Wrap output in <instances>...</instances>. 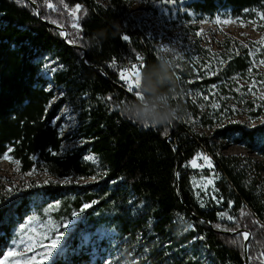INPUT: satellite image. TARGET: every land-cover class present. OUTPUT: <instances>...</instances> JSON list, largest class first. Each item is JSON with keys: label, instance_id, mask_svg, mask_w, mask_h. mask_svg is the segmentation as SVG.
<instances>
[{"label": "trees", "instance_id": "trees-1", "mask_svg": "<svg viewBox=\"0 0 264 264\" xmlns=\"http://www.w3.org/2000/svg\"><path fill=\"white\" fill-rule=\"evenodd\" d=\"M146 1L156 17L163 2L186 42L197 29L193 52L169 57L172 71L157 63L160 37L133 16L134 0H0V161L43 177H11L0 190V257L34 209L60 202L61 213L78 217L46 264H247L246 254L262 264L261 163L221 149L243 144L264 167V0ZM223 11L255 24L258 37L198 38L201 23ZM138 55L151 92L119 79L115 65ZM46 60L54 68L43 74ZM170 103L182 110L171 124L145 127L124 115L129 105ZM66 104L82 143L64 148L69 138L53 120ZM200 150L215 164L208 195L196 194L189 167ZM91 177L98 180L79 183Z\"/></svg>", "mask_w": 264, "mask_h": 264}, {"label": "rangeland", "instance_id": "rangeland-1", "mask_svg": "<svg viewBox=\"0 0 264 264\" xmlns=\"http://www.w3.org/2000/svg\"><path fill=\"white\" fill-rule=\"evenodd\" d=\"M97 1L100 3L105 2V0ZM134 2L135 7L133 10V16L141 21L143 27L148 28L151 33H157L160 37L158 45L160 55L166 54L168 57L173 56L177 59L181 58L186 53L189 54L193 52L192 44L195 40V31L197 29H191V38L188 42H186L185 39L187 31H183L180 26L173 27L171 24L173 22V18L168 16L167 12L164 11L163 2L155 3L161 8L158 17L152 15L145 9V5L147 4L146 0H134ZM225 20L231 22L224 23ZM201 25L202 26L200 30H198L197 35L198 38H202L204 40L211 35L221 37L220 35L223 31L229 32L242 40H245L248 37H258L259 35V32L255 28V24H246L240 19L232 18L229 15V12L224 11L221 14L216 15L214 20L205 21L201 23ZM165 49H167V52H165ZM50 68H54L53 61L46 60V64L42 70L43 74H46L47 70ZM48 87H51V84H48ZM162 107L166 108L164 105H162ZM239 119L243 125L248 126V117L245 114L241 115ZM53 123L57 125L63 136H67L69 138L68 141L63 143L64 148L78 146L82 143L78 131L76 112L73 111L67 104L60 109V112L53 120ZM221 152L225 155L237 156L247 165L248 159L257 160L258 163H261V165L258 166L256 171L261 178L264 177L263 159L255 153L249 151L245 145L231 141L222 146ZM203 156H205L204 152L200 150L198 156L193 159L196 160L197 166H192L191 162L193 160L189 164L192 172V183L197 195L210 194V189L213 185L215 177L214 159L210 155L207 156L212 164V167L209 168L207 163L202 159ZM85 159L88 162L93 163L97 168L99 167V161L95 155L87 153ZM11 177H16L22 180H27L29 178L40 180L43 178L41 174L36 171L28 174L18 172L16 163L14 161H10L8 158H4L0 161V190H4L11 186ZM97 180V177H95V179L91 177L79 180V183L83 186H88L95 183ZM209 180L211 181L210 184L207 183ZM60 206V202H53L41 210L34 209L24 222L18 224L13 230V242L10 243L9 247H7L4 254L0 257V262H2V264H32L29 257H32L34 254H37L36 260L38 261V264H46L49 262L63 242L64 235L61 230L63 228H72L78 217L75 212L72 213L71 216L61 213ZM29 220H32L33 222L29 224ZM64 224H67V227H63L62 225ZM21 226H26L23 233L20 231ZM57 233H62V235L60 236L59 242L52 248V251L47 258L40 260L38 254L44 251V249L40 246H37L34 249V252L26 250L30 243H36L37 241H42L44 245H49L51 243V238ZM100 234L101 236L105 235L102 231ZM45 235H47L48 239H44ZM81 235L85 237V239H88V236L84 235V232H81ZM29 236L33 238L31 241L28 239ZM9 251L16 252L17 255L9 256L5 259ZM108 263H110L109 257H107L106 260V264Z\"/></svg>", "mask_w": 264, "mask_h": 264}, {"label": "clouds", "instance_id": "clouds-1", "mask_svg": "<svg viewBox=\"0 0 264 264\" xmlns=\"http://www.w3.org/2000/svg\"><path fill=\"white\" fill-rule=\"evenodd\" d=\"M165 52H167V49H165ZM157 63L169 68L170 71H172L173 69V64L166 54H161L158 58ZM143 76L144 71L142 70L140 74L142 91L151 92V88L143 86ZM172 94L175 96L178 94L176 91V84L173 88ZM181 111V107L178 104L173 105L172 103H170L164 110H158L152 104H145L143 106H137L135 108L129 105L124 111V115L128 119L142 126L156 127L160 125L171 124L174 120L180 119Z\"/></svg>", "mask_w": 264, "mask_h": 264}, {"label": "snow or ice", "instance_id": "snow-or-ice-1", "mask_svg": "<svg viewBox=\"0 0 264 264\" xmlns=\"http://www.w3.org/2000/svg\"><path fill=\"white\" fill-rule=\"evenodd\" d=\"M48 7L52 8V5L49 4ZM76 11H79V7H77ZM259 15H260V18L262 20H264V13H260ZM229 22H231V21H228V20L224 21V23H229ZM253 23H255V22L253 21ZM73 27H76V25L74 24ZM124 39L127 40L128 37L125 36ZM260 43L264 44V40H261ZM260 63L262 65H264V60H261ZM141 67H142V65H141ZM130 73H131V75H127V70L126 71H121L120 72V77H121V79H125L128 82L129 89L131 90L133 87H135V88L139 87V84H140V69L137 67V65L133 64L131 69H130ZM5 158H7V157H5ZM202 159L207 163V166L209 168L212 167V164H211V161H210L209 157L203 156ZM191 163H192L193 167L197 166L196 160H193ZM93 179H95V177H93ZM207 183L210 184L211 181L209 180V181H207ZM89 207H91L90 204H85L83 206V208L81 209V211H83L84 209H87ZM32 222H33L32 220L28 221L29 224H31ZM62 226L63 227H67V224H64ZM25 227L26 226H21L20 231L22 233L25 231ZM33 231H35V230H33ZM61 235H62V233H57L56 235H54L51 238V243L49 245H44L42 241H37L36 243H30L26 250L34 252V249L37 246L42 247L44 249V251H42L38 255L40 257V260H43V259L47 258V256L51 253L52 248L59 242ZM242 236H243L244 240H248V238H249V234L246 233V232L242 233ZM28 239H29V241H31L33 238L31 236H29ZM44 239H48L47 235L44 236ZM15 255H17L16 252L9 251L7 253V256L5 257V259H7V257H9V256H15ZM36 255L37 254H34L32 257H29V260L32 261V264H38V261L36 260ZM261 257L264 258V253L261 254ZM0 264H2V262H0ZM262 264H264V259H262Z\"/></svg>", "mask_w": 264, "mask_h": 264}, {"label": "built area", "instance_id": "built-area-1", "mask_svg": "<svg viewBox=\"0 0 264 264\" xmlns=\"http://www.w3.org/2000/svg\"><path fill=\"white\" fill-rule=\"evenodd\" d=\"M142 55H138L134 61H128L127 59L124 60V64L121 67H118V64H116V68L118 71L119 79L126 85V87L129 89L128 82L125 79H121L120 77V72L121 71H126L127 70V75H131L130 69L133 64L137 65V67L140 69V72L143 70V64H142ZM139 58V59H138ZM142 65V67H141ZM141 90L142 89V83L140 80V84L138 88L133 87L131 90ZM130 90V89H129ZM205 156H208L207 153H204Z\"/></svg>", "mask_w": 264, "mask_h": 264}, {"label": "water", "instance_id": "water-1", "mask_svg": "<svg viewBox=\"0 0 264 264\" xmlns=\"http://www.w3.org/2000/svg\"><path fill=\"white\" fill-rule=\"evenodd\" d=\"M32 3V2H31ZM33 7L37 10V7L34 3H32ZM38 11V10H37ZM64 31V30H63ZM130 94H133L132 92L129 91ZM247 248V241L245 242V249ZM246 261H247V264H248V257H247V254H246Z\"/></svg>", "mask_w": 264, "mask_h": 264}, {"label": "bare ground", "instance_id": "bare-ground-1", "mask_svg": "<svg viewBox=\"0 0 264 264\" xmlns=\"http://www.w3.org/2000/svg\"><path fill=\"white\" fill-rule=\"evenodd\" d=\"M142 64H143V70H144V68H145V65H146V61H145V59L142 57ZM141 73V72H140ZM141 80V79H140ZM137 90V89H136Z\"/></svg>", "mask_w": 264, "mask_h": 264}]
</instances>
